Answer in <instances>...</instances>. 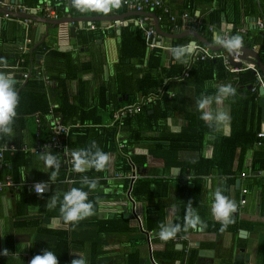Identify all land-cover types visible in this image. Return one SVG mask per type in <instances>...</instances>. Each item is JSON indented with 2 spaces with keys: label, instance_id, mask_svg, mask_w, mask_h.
<instances>
[{
  "label": "crops",
  "instance_id": "0c3cea01",
  "mask_svg": "<svg viewBox=\"0 0 264 264\" xmlns=\"http://www.w3.org/2000/svg\"><path fill=\"white\" fill-rule=\"evenodd\" d=\"M2 1L12 4L25 3L24 0ZM163 1L171 7L168 6L169 11L174 14L179 15L187 12L185 3L188 0ZM71 5L68 4V7ZM186 5L188 4L186 3ZM193 6L195 15L199 16L197 19L202 21L203 24L207 23L203 19L206 18L211 9L219 6L225 7V11L221 13L219 27H216L214 31L207 29L205 31L212 33L213 40L214 34L219 33L221 35L222 33V17L226 19L227 24L237 27L252 26L251 20L259 15H262L264 19V0H194ZM0 10L6 9L4 6H0ZM13 12L20 13L18 11H12L11 13ZM128 12L116 13V9L112 8L107 13L97 10V13L88 14L93 17L104 18L97 20L99 22L97 29L101 31L97 32L98 36L88 47H81L78 42V31L83 29L92 30L87 27L88 22L85 20H78L73 23L67 22L64 25L46 29L45 25L39 22L25 25L18 21V19L28 17L10 15L9 18H4L2 16L4 12L0 11V72L10 75L13 82L20 79L21 83V76L15 78L11 70V66L15 64V59L21 54L25 55L42 41L47 42L59 51H69L71 53L77 70L79 73L82 72L80 79L84 83L82 86L83 93L86 95L87 105L91 106L95 97L100 98L102 88H105L108 94L119 90L121 86L117 85L114 75V64L118 58L117 43L119 39L111 36V29L114 28L116 35H118L121 27L129 23H133V25L140 28L135 22L136 14ZM118 14L122 16L120 20H123V24L105 27V23L114 21V19L107 18ZM189 17L191 16L189 15ZM150 18L154 24V19L151 16ZM177 19L178 25H184L180 31L194 30L193 20L195 18L193 16L191 17L192 20L189 21L190 23L188 21L184 22L179 16ZM72 24L74 25L75 44H71L68 30ZM259 31L261 30L248 28L247 34L244 35V44L247 46L256 45L264 62V58L260 53V47L264 44V35ZM172 32L179 31L172 30ZM200 34L202 35V33ZM231 34L237 35V32H231ZM27 38L31 39V43L28 44V49L25 51L22 50L21 46ZM211 43L214 44V42ZM147 49L150 50L148 47ZM188 54L187 57H189ZM38 55H40L39 58ZM35 57L36 63H42L43 54L37 53ZM169 57L168 65L171 61V51ZM99 60L101 61L99 74L94 70H84L82 67L83 64L96 63ZM168 65L165 64L164 66ZM35 69L36 67L33 68V70ZM24 71L29 72L27 69ZM45 72L42 70L41 73L36 75H42L43 89L46 98L49 99V111L47 110V122L49 124L52 118L60 121L61 118L50 115L52 104H54L53 106H57V104L52 102L49 90V85L53 79ZM43 75L47 77V82L44 81ZM164 79L162 85L151 89L147 94H136L132 100L121 103L114 108L110 120L106 119L103 123L93 124L86 121L84 123L66 124L61 121L69 128L66 143L71 155L73 151L79 150L77 147H72L71 142L76 140L78 134H82V129L90 127L114 129L113 139L116 147L109 154L110 162L106 171L101 175L94 174L90 169L83 173L74 171V168L70 171L62 152L59 159L61 170H59L55 180L49 181L51 169L45 167L40 157L45 152L51 153L52 148L47 149L45 152L34 151L33 148L38 146L39 143L42 144L43 140L38 141L37 134L33 135L31 133L32 123H18L12 126V136H7L6 140L2 141L15 144V149L8 153L12 155L16 152H30L33 155H29L26 168L24 165L20 167L19 181L14 178L12 163L6 160L11 165L7 174L17 183V186L0 191V264H29V261L35 255L41 254L47 249L56 254L59 264H71L72 259L79 258L81 255L85 256L87 264H264V168H261V170L251 169L252 158L259 146L254 144L247 151L241 153V162H239L240 152L236 150L230 172L227 171L228 166H226L225 172L214 169L208 175H198L202 184L197 190L195 187L191 188L193 181L190 178L194 175L189 174L187 176L189 179L188 188L182 193V196H187V199L181 206L176 200L178 193L177 178L180 175L182 164L194 161L196 153L187 150L169 151L168 147L171 141L170 136L182 128H186L187 123L181 113L184 109L188 111L194 109L196 100L198 101L201 96L195 93L192 81L188 77L168 82H165ZM166 85L167 87H165ZM217 85L216 80H206L203 91L214 90ZM79 86L78 78L67 81L70 97L73 98L75 93L78 92ZM184 87L186 90L182 89ZM159 88L163 89V93L160 95ZM18 91L19 89L16 92ZM166 93L169 99L174 100L177 97L174 101L177 104V111L168 116L164 122H157L152 131L141 130L140 134L143 138H136L137 140L134 139L133 143L130 144L126 119L135 117L145 108H149L148 113H152L151 106L155 105ZM216 94L209 92L208 95L215 96ZM147 95H153L155 98L150 103L142 104L139 112L116 120L113 119V115L119 108L139 100L140 96ZM122 99L123 97L120 95L118 100L121 101ZM126 99L127 95L123 100ZM227 101V99H223L221 103L213 101L212 110L214 112L225 110L229 115L230 108ZM258 105L260 107L261 129L264 126V117L261 116L264 99L263 107L260 105V100H258ZM159 124L161 126H158ZM229 133L230 121L228 120L218 130L205 134L202 156L210 158L213 152L219 156L220 152L218 153V148L214 147V143L219 136L228 135ZM118 153L122 158H125L130 166L126 172L118 166H122V161L119 158L117 159ZM131 155H134L135 163ZM142 157H145V159L142 160ZM29 160L30 162H28ZM136 161H139V163L144 161V165L140 168L137 166ZM256 162H264V157L259 155ZM239 163L241 170L238 169ZM185 170H187L186 165ZM132 173L137 175L135 179L142 176L156 179V181L166 180V183L169 184L166 188V195L149 201L133 198L130 191L135 179H130L127 190L123 188L124 180ZM62 174H64L63 177L60 176ZM68 179L72 180L68 181ZM48 181V186L42 196L37 195L32 187H29L30 184L36 182ZM86 181H96L99 184H97L95 190H91L87 187ZM162 184V182H155L152 187L156 186L161 188L158 191H164ZM72 187H82L88 192V196L95 195L96 192L103 195V199L98 201V207L94 209V214L78 223H67L63 220L59 213V203L54 209L50 210L47 207L49 198L52 195L60 193L62 199V194ZM244 188L246 192L243 193L242 189ZM217 189H220L229 199L234 200L237 205V211L232 213L234 223L223 231H221L220 222L211 213L213 193ZM191 197L193 210L206 225L203 231L189 229L184 234L183 232L177 233L174 239L164 241L155 235L159 228L149 231L145 228L147 208L150 211H155L156 208L160 207L164 214V224L174 225V221L180 217L183 211L186 214L189 203L187 201ZM242 198L245 199L244 203L241 202ZM114 216L125 219L134 229L131 231L123 230L125 226L123 222L125 221L117 220L114 224L119 227V231H109L105 228L103 221ZM9 235V239L6 240ZM5 250H7V255L4 254Z\"/></svg>",
  "mask_w": 264,
  "mask_h": 264
},
{
  "label": "trees",
  "instance_id": "16d2710c",
  "mask_svg": "<svg viewBox=\"0 0 264 264\" xmlns=\"http://www.w3.org/2000/svg\"><path fill=\"white\" fill-rule=\"evenodd\" d=\"M24 2L25 3L23 4H27L26 6L28 7H36L38 4V0H24ZM186 3L188 5H186ZM186 3V11L189 13V15L196 19L199 18V16L195 15L194 13V0H188ZM53 4L60 17H62V15H64V17L67 15L91 16L88 14L97 13V10H86L81 12L77 9L72 1V5L70 7H68L67 0H54ZM65 7H67V11H65ZM114 9H116V13H124L128 11L126 5L123 3V0H121V6ZM223 11H225V7L222 6L213 8L209 13H207L206 18L203 19V21L207 22L206 24H212L215 28L219 27L221 13ZM152 13H154L156 16H162L161 20L158 21V26L161 30L165 32H172L173 26L177 24V17H175L174 21H170L168 15L169 13H162V11L158 9H155ZM93 22L95 24V28L92 30L83 29L78 31V42L81 47H88L98 36L97 32L99 29H97V25L99 22L97 20H94ZM111 31V36L118 37L119 39L117 43L118 58L114 64L115 80L118 83L117 85H121L119 90L115 91L114 93L107 94L105 88H102V90H100V98L97 99V97H95L94 103L91 106L87 105V98L83 93L84 89L82 88L84 83L80 79V74L82 72L79 73L77 70V66L74 64V59L71 53L69 51H59L56 48L51 47L49 43L42 41L39 45L34 47L25 55L21 54L17 56L14 61V63H16L18 59H22L19 65V70L24 71L27 69L30 73L29 77L21 82L22 84L20 83V79H18L19 81L16 80L13 82L15 90L17 91V89H19L17 92L19 102L16 108L17 114L13 120L12 126L18 123L21 124L29 122L33 125L30 131L33 135H35V133L37 134L36 138L38 141L43 140L41 142L43 143L49 138L50 129L47 122V110L50 103L49 99L46 98V94L43 89V80L41 79L42 75H36L41 73L42 70H44V72L46 71L45 73H48L50 75L48 76L53 79L52 83L49 85V90L51 94V100L52 102H55L57 106H53L54 104H52L50 115L59 116L61 121L66 124H74L76 122L84 123L86 121L93 124H100L106 119L110 120L114 108L119 106L121 103L132 100L136 94L145 95L151 89L159 87L163 84V78H170L174 75L179 76L182 73L184 62L188 60L187 53L183 58L185 59L187 57V59H185L183 63L175 60L171 53L170 64L168 66H164L162 60L163 48L157 46L148 50V46L145 43L144 34H142V31L140 28H138V26L133 25V23L122 26L118 35H116L114 28H112ZM205 31L206 27L203 26L199 33H202V36L210 43L213 42L212 33ZM234 31L235 30H233V33H235ZM161 39L162 44L164 40L166 41L171 51L172 48L178 45H186L190 41V36L185 35L173 39H165L161 36ZM260 48L261 56L264 58V44H262ZM218 50L224 53L227 52V50H225L223 47ZM37 53L43 54L42 63L35 62V56ZM34 67H36L35 70H33ZM82 67L84 70H94L99 74L101 61H96V63H86L83 64ZM19 75V71H14L13 76L15 78H20ZM43 77H45L43 78L44 81L47 82V77L44 75ZM231 77L232 75L228 72V69L224 65L223 59L221 57H217L207 61L193 62L190 65L188 79L192 81L195 93L201 96V94L208 95L209 92L217 93V86L220 84H227L228 81L231 80ZM237 77V81L231 80L230 84L233 88H235L236 94L227 98L230 108V133L228 135L219 136L216 142H213L214 147L218 148V153L220 152L219 156L215 152H213V155L210 158H205L202 156L201 152L205 142V134L210 132L213 133L214 130L210 129L206 123L199 118L201 113L197 110L196 104L194 109L189 111L184 109L183 113H181V116L186 120V128H182L170 136L171 141L168 147L169 151L175 150L177 152L187 150L196 153V158L194 161L184 162V164H182L180 175L177 178L178 193L176 195V200L179 204H181V206H183L187 199V196H182L183 191L188 188L187 185L189 184V179L187 176L189 174L194 175V177L190 178L193 181L191 188L193 189V187H195L197 190L202 184L201 178L198 175H208L214 169H220L221 171L225 172L226 166H228L227 171L230 172V166L233 162L236 150H239L240 152L239 162H241V153L247 151L254 144H256L259 146V148L255 151L252 158L251 169L261 170V168H264V162H256V159L259 155L260 157H264V138L257 137V133L261 129L260 107L258 105L259 93L257 86L254 84L255 76L253 71L248 69L240 72ZM72 78H78L80 85L78 92L75 93L73 98L70 97L69 91L67 89V81ZM209 79L216 80L218 85L214 90L203 91L204 82ZM20 85H22V87H20ZM251 85L254 86V90L252 89ZM165 87H167V85ZM182 89L186 90L185 87ZM120 95H122L123 99L127 95V99H122L119 101L118 98ZM175 99H169L166 93L161 99L158 100L155 105L151 106V109H153L152 113H148L149 108H145L135 117L126 119V127L129 131L128 139L130 144L133 143L134 139L136 138H143L140 134L141 130H146L147 132L152 131L155 128L157 122H164L168 116L177 111V104L174 102ZM82 107L84 108L82 109ZM35 119L38 120L36 121ZM158 126L161 125L159 124ZM81 133L82 134H78L76 136V140L74 142H71L72 147H77L79 149L87 148L92 144V142H95L96 145L108 155L115 150L116 145L113 139V128L90 127L88 129H82ZM6 138L7 135L0 133V143H3L2 141H5ZM258 141L260 144H257ZM54 149L55 148H52L51 154L55 155L59 161L62 151ZM8 152L9 151H6L4 153V160L12 163L14 167V178L15 180H18L20 167L22 165H24V167L28 165V157L29 155H33V153L16 152L10 155ZM118 158L122 161V166H118L122 167L121 169L123 171H128L130 166L127 164L125 158H122L119 153L117 154V159ZM131 158L135 163L134 155H131ZM143 159H145V157H142V160ZM28 162H30V160ZM136 162L137 166L140 168L144 165V161H140V163L139 161ZM185 165L187 170H185ZM107 166L108 165H106L105 169L102 171H96L94 168L90 170L94 174L97 173L101 175L104 173V171H106ZM240 168L241 166L239 163L238 169L241 170ZM59 170H61V168H59ZM60 176L63 177L64 174ZM130 179L131 178L129 176L124 180L123 188L125 190L128 188ZM155 182H162L164 191H158V189H161L159 187H152V184ZM168 185L169 184L168 182L166 183V180L156 181V179L141 176L135 179L130 193L133 198L140 200L145 199L146 201H149L153 198L166 195V188ZM101 199H103V195L98 192H96L95 195L93 194L88 196V201L93 203L94 209L98 207V201ZM191 200L192 197L187 202ZM184 217L185 213L183 211L180 217L174 221V225L180 224L183 228ZM117 220H124L126 222H123L125 225L123 230L131 231L134 229V227L130 226L125 219L119 216L109 218L106 221H103V224H105V228L109 231H119V227L115 226L114 224ZM164 222V214L160 207L156 208L155 211H150L147 208L145 216V228L148 231L154 228H159V225L164 224ZM182 232L184 234L183 230L179 233ZM9 237L10 235L6 238V240L9 239Z\"/></svg>",
  "mask_w": 264,
  "mask_h": 264
},
{
  "label": "clouds",
  "instance_id": "9594fccd",
  "mask_svg": "<svg viewBox=\"0 0 264 264\" xmlns=\"http://www.w3.org/2000/svg\"><path fill=\"white\" fill-rule=\"evenodd\" d=\"M73 4L81 12L86 10H100L105 13L112 8H119L121 0H72ZM214 44L223 47L230 54L238 52L243 47V37L240 35L222 36L219 33L214 34ZM196 46V41L192 40L186 45H178L171 49L175 60L184 62V56ZM236 94L235 88L230 84H220L217 86L215 96L201 94L196 102L197 110L201 113L200 119L213 130H218L221 125L229 120V115L225 110H212L213 101L221 103L223 99ZM19 102L18 94L13 85V79L10 75L0 72V133L12 136V124L16 116V108ZM45 167L52 169L49 174V181L55 180L59 174L60 163L57 157L51 153L45 152L40 157ZM110 162L109 155L102 151L95 142L87 148H81L72 152V163L74 171L83 173L89 169L102 171ZM48 182H36L33 190L37 195H43ZM87 187L95 190L96 181H86ZM55 193L49 198L47 207L51 210L56 208L59 203V213L67 223H78L79 221L94 214L93 203L88 201V192L82 187H72L62 194ZM237 211V205L234 200L225 196L220 189L213 193L211 203V213L213 217L220 222L221 231L225 230L230 224L234 223L232 213ZM206 225L200 219L199 215L193 210L191 201L188 203L184 217L183 228L180 224L159 225V231L155 233L161 240L168 241L174 239L180 231L187 232L189 229L203 231ZM7 255V250L4 252ZM29 264H59L57 256L50 250H44L41 254L35 255ZM71 264H87L85 256L72 259Z\"/></svg>",
  "mask_w": 264,
  "mask_h": 264
},
{
  "label": "built area",
  "instance_id": "2783aa9c",
  "mask_svg": "<svg viewBox=\"0 0 264 264\" xmlns=\"http://www.w3.org/2000/svg\"><path fill=\"white\" fill-rule=\"evenodd\" d=\"M53 2L54 0H38V4L36 7H28L21 3L12 4V3H5L2 0H0V6H4V8L6 9L5 12L2 14L4 18H9L10 12L18 11L21 13H29V14L35 13V15L37 14L42 17H46L50 19H57L60 16ZM123 3L126 5L128 11L154 12L155 9H158V10H161L162 13H169L168 15H169L170 21H174L175 17H178V16L181 17L184 20V22L185 21L189 22L190 20H192L191 17H189L187 12H183L179 15L170 12L168 5H166L163 0H123ZM65 11H67V7H65ZM62 17H64V15H62ZM161 18H162L161 15L157 16L158 21L161 20ZM18 21H21L25 25H31L35 23V21L29 18H24L21 20L18 19ZM251 21H252L251 22L252 26L248 25L245 27L243 26L237 27L233 25L235 28H232V26H230L229 28L225 26V28L222 30L221 35L222 36H232L231 32H233V29H234L235 32H237V35H240L243 37V47H247L252 51L258 52L256 45L247 46L244 44L245 43L244 35L247 34L248 28H254L257 30L259 29L264 35V19L262 15L261 16L259 15V16L254 17ZM135 22L140 26L142 30L144 34V38H145V43L148 46V48L152 49L157 46L162 47V48L168 47L162 44L161 36L156 32L154 28V24L149 14L144 13V14H140L139 16H136ZM105 24H106L105 27L116 26V25L120 26L123 24V20H114L111 23H105ZM203 26H205L206 29L209 31L215 30V27L212 24H203L202 21L196 18L193 20L194 30H197L199 32V30H201ZM87 27L89 29L95 28L94 22L92 21L88 22ZM182 27H184V25L180 26L178 24H175L173 26V31H180ZM191 41L192 40H190L189 42ZM195 41H196V46L190 52H188L189 57H188V60L184 62V68L182 70V73L179 76L174 75L170 78H165L164 79L165 82H168L171 80H180L185 77H188L190 65L195 61H207L209 59H215L217 57H221L223 59L224 65L228 69V72L231 73L232 75L231 77L232 81L234 80L237 81L238 79L237 75L240 72L251 69L255 76L254 84L257 86L259 98L262 97L264 99V75L260 74V69L258 68L257 63L255 62V59L253 56L247 55L245 59H241L242 51L240 49L238 52L233 53L232 61L239 63L238 65L237 64L234 65L231 63V60H230L231 58L229 56L228 51L224 53V52H220L219 50H213L207 45H205L204 43L199 42L198 40H195ZM30 43H31V39L27 38L24 41V44L21 46L22 50L26 51L28 49V44ZM21 61L22 59H18L16 63L11 66V70L13 74H14V71H19L22 81H24L25 79L28 78L29 72L19 70V65ZM231 80H229L227 84H231ZM251 87L253 90L255 89L254 86L251 85ZM259 88L263 89L262 94H260ZM162 93H163V89L159 88V95ZM154 98L155 96L153 95L140 96L138 98L139 100L133 103H129L119 108L117 112L113 115V119L116 120L120 117L127 116V115H133L139 112L141 110L142 104L150 103L153 101ZM49 127H50L49 138L42 144L34 147L33 149L36 152L37 151L45 152L47 149H50V148H55V149H58L59 151H62L65 155V161L67 163V167L71 171L73 169L72 155L66 143V138H67L69 128L67 125L63 124L60 120L56 118H52L49 121ZM257 137L264 138V130H260L257 133ZM257 144H260V142L258 141ZM15 147H16L15 144L12 142L0 143V191L8 189L9 187H12V186L14 187L17 186V183L6 172L11 168V165L9 162L4 160V153L6 151L14 150ZM242 175L244 174L242 173ZM129 176L131 179H135L137 177L135 173H132ZM71 180L72 179H68V181H71ZM33 185L34 183L30 184L29 187H32L33 189ZM242 192L244 193L246 192V190L242 189ZM241 202L244 203L245 199L242 198Z\"/></svg>",
  "mask_w": 264,
  "mask_h": 264
},
{
  "label": "water",
  "instance_id": "95a60500",
  "mask_svg": "<svg viewBox=\"0 0 264 264\" xmlns=\"http://www.w3.org/2000/svg\"><path fill=\"white\" fill-rule=\"evenodd\" d=\"M68 4L71 5V0H68ZM0 11L5 12V10H0ZM128 13L136 14L137 16H139L140 14H144V13L149 14L154 19V28H155L156 32L158 34H160L165 39H173V38H178V37H182V36H185V35H190L191 36V40H198V41L204 43L205 45H207L208 47H210L213 50H218V49L221 48V46L216 45V44H212L209 41H207L197 30H183V31L174 32V33L165 32V31L161 30L159 28V26H158L157 16L154 13H152V12L129 11ZM10 15L31 18L33 21L39 22V23L45 25L46 29L48 27H55L57 25L58 26L64 25L67 22L68 23H73V22L78 21V20L79 21L80 20H85L87 22H90L92 20H101L102 18H104V17H93V16H84V17H80V16H66V17H59L57 19H50V18L39 16V15H35V13H34V15H32V14H25V13H21V12L20 13H15V12L11 13L10 12ZM110 18L114 19V20H120V19H122V16L118 14V15H114V16L108 17L107 19H110ZM221 19H222V27H221L222 29H224L226 25H227L228 28L230 26H232V28H235L233 25L227 24L226 23V19L224 17H222ZM68 30H69V34H70V37H71L70 42H71V44H75L76 43V39L74 37V25L72 24L71 26H69ZM260 32L261 31H259V33ZM263 41H264V39H263ZM163 44L168 46V47L163 48L162 60H163V64L164 65L165 64L168 65L167 63L169 61L170 48H169V45L166 43L165 40L163 41ZM241 51H242L241 59H245L247 55L253 56L254 59H255V62L257 63L258 68L260 69V74L264 75V62L262 61V59L260 57V54L258 52H256V51L250 50L247 47H242ZM229 56L231 58L230 60H231L232 64H234V65L235 64H237V65L239 64L238 62L232 61L233 53H231V54L229 53ZM37 57L39 58L40 55H38ZM259 92H260V94H262L263 89L259 88ZM259 100H260V105L263 107V98L260 97ZM261 116H262V118L264 117V107L261 110ZM261 129L264 130V126L261 127Z\"/></svg>",
  "mask_w": 264,
  "mask_h": 264
}]
</instances>
